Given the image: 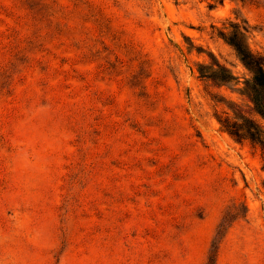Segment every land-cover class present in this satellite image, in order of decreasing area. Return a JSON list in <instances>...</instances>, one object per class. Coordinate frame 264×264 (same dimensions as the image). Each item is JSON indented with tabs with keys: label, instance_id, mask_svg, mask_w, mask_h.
Returning a JSON list of instances; mask_svg holds the SVG:
<instances>
[{
	"label": "rangeland",
	"instance_id": "1",
	"mask_svg": "<svg viewBox=\"0 0 264 264\" xmlns=\"http://www.w3.org/2000/svg\"><path fill=\"white\" fill-rule=\"evenodd\" d=\"M44 2L0 0V264H264V150L216 120L264 128L219 35L264 56V0Z\"/></svg>",
	"mask_w": 264,
	"mask_h": 264
},
{
	"label": "trees",
	"instance_id": "2",
	"mask_svg": "<svg viewBox=\"0 0 264 264\" xmlns=\"http://www.w3.org/2000/svg\"><path fill=\"white\" fill-rule=\"evenodd\" d=\"M39 1L40 3H35L39 7L35 14L40 15V22L52 18L58 24V17L57 15L53 16L54 10L52 7H48L44 0ZM53 4L55 5V3ZM85 4L87 5V2ZM49 12L53 13L50 14ZM46 27L49 29V26ZM63 28L59 26L52 30H54L55 35L61 36L64 33ZM231 28L230 33L220 32L219 35L234 50L240 63L251 74V79L244 84V94L251 103L254 114L264 122V56L254 54L249 50L245 41L247 31L244 27L233 24ZM215 66L217 70H211L207 75L209 79L221 83H229L234 80V77L226 68L220 65ZM216 120L221 128L235 141L242 142L246 140L259 145L264 150V128L256 120L243 115L237 116L235 120L228 118H216Z\"/></svg>",
	"mask_w": 264,
	"mask_h": 264
}]
</instances>
